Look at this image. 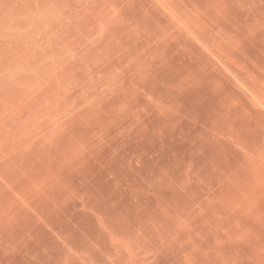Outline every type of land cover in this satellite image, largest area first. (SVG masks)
I'll return each instance as SVG.
<instances>
[{"label": "rangeland", "instance_id": "obj_1", "mask_svg": "<svg viewBox=\"0 0 264 264\" xmlns=\"http://www.w3.org/2000/svg\"><path fill=\"white\" fill-rule=\"evenodd\" d=\"M0 264H264V0H0Z\"/></svg>", "mask_w": 264, "mask_h": 264}]
</instances>
